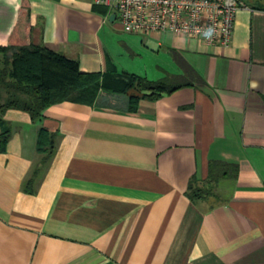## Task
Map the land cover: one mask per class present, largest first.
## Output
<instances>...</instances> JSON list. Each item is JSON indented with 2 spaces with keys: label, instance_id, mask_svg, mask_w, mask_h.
Masks as SVG:
<instances>
[{
  "label": "crops",
  "instance_id": "0c3cea01",
  "mask_svg": "<svg viewBox=\"0 0 264 264\" xmlns=\"http://www.w3.org/2000/svg\"><path fill=\"white\" fill-rule=\"evenodd\" d=\"M241 2L227 47L123 31L118 47L144 59L137 66L116 61L109 23L121 26L105 6L0 0V46L40 45L88 73L157 81L188 66L201 78L135 112L127 94L105 90L95 105L60 102L36 122L7 109L0 264H264V0ZM41 128L58 141L31 194L22 184Z\"/></svg>",
  "mask_w": 264,
  "mask_h": 264
},
{
  "label": "trees",
  "instance_id": "16d2710c",
  "mask_svg": "<svg viewBox=\"0 0 264 264\" xmlns=\"http://www.w3.org/2000/svg\"><path fill=\"white\" fill-rule=\"evenodd\" d=\"M196 82H201V78L188 66L183 75L153 81L133 73L116 75L111 71L103 75L83 72L78 60L40 45L0 46V151L6 149L11 135L3 119L7 109L26 111L36 122L43 119L47 108L60 102L95 105L100 92L105 90L127 94L128 111L135 112L141 99L156 100ZM57 139L55 132L45 128L38 131L36 149L40 160L23 182V191L36 192L37 182L56 152ZM233 170L237 167L233 166ZM199 190L193 177L188 194L194 198Z\"/></svg>",
  "mask_w": 264,
  "mask_h": 264
},
{
  "label": "built area",
  "instance_id": "2783aa9c",
  "mask_svg": "<svg viewBox=\"0 0 264 264\" xmlns=\"http://www.w3.org/2000/svg\"><path fill=\"white\" fill-rule=\"evenodd\" d=\"M115 13L123 31L133 34L170 32L196 37L207 45L231 43L241 0H88Z\"/></svg>",
  "mask_w": 264,
  "mask_h": 264
},
{
  "label": "rangeland",
  "instance_id": "374dc122",
  "mask_svg": "<svg viewBox=\"0 0 264 264\" xmlns=\"http://www.w3.org/2000/svg\"><path fill=\"white\" fill-rule=\"evenodd\" d=\"M114 25H117V22L116 21L113 22V23H109V26L111 27V30L113 32L110 45L112 46L111 49L113 50V53H115V59H116V61L118 63L123 64L124 63V62H122L123 61L122 57H123V58H126L127 59V62H129V64L132 63V64H135L137 66H141L142 63L144 64V59L142 60V63L140 62L139 59H136V61H134V63H133L131 61V57L122 56L120 47H118V45H119L118 39H120L119 35L123 33V29L121 27H119V25H118V27H116ZM168 69H169L168 71L163 72V76L165 75V76H167L169 78L171 76V74L176 73V72H175V70H173V68L172 69L171 68H168ZM153 72H151V73H153ZM149 75L152 76V74H149Z\"/></svg>",
  "mask_w": 264,
  "mask_h": 264
},
{
  "label": "water",
  "instance_id": "95a60500",
  "mask_svg": "<svg viewBox=\"0 0 264 264\" xmlns=\"http://www.w3.org/2000/svg\"><path fill=\"white\" fill-rule=\"evenodd\" d=\"M115 17H116L115 13H112L111 16H110V20L111 21L115 20Z\"/></svg>",
  "mask_w": 264,
  "mask_h": 264
}]
</instances>
